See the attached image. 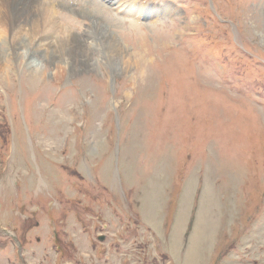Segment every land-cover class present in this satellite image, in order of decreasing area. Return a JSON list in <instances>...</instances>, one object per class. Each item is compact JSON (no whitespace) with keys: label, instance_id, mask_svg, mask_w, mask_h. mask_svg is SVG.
<instances>
[{"label":"rangeland","instance_id":"1","mask_svg":"<svg viewBox=\"0 0 264 264\" xmlns=\"http://www.w3.org/2000/svg\"><path fill=\"white\" fill-rule=\"evenodd\" d=\"M59 1L0 8V264H264V0Z\"/></svg>","mask_w":264,"mask_h":264},{"label":"bare ground","instance_id":"2","mask_svg":"<svg viewBox=\"0 0 264 264\" xmlns=\"http://www.w3.org/2000/svg\"><path fill=\"white\" fill-rule=\"evenodd\" d=\"M72 1V0H71ZM59 3H56V1L54 0H0V8L3 9V11L7 12V9H9V16L15 19H12L14 21L9 22L10 25L5 24V27L7 29V33H12L15 36V40H17L19 37H21L23 35V33L21 32V28L23 26L27 25V22L30 21L32 19L31 14L36 12V14L39 15V17H41V19L43 20V24H44V36L42 37V39L39 41V43L37 42L36 44V48L38 51H43L45 53L48 52V50L46 48L49 49V47H51L50 40L52 39V41H54L55 45L56 44H62L63 46H65V48H69L71 51H78L79 49H81V44H82V40L77 41L75 43H77V45L73 46V43L71 40H69V34H67L64 31L63 26L61 25L60 22L57 21L56 17L58 14V12L56 11V5L61 4V2L58 0ZM63 2V1H62ZM102 2L106 5H108V7L111 8V5H113L112 3H114V0H102ZM54 3V4H53ZM73 4V2L71 3ZM74 4H76L74 2ZM71 8V7H70ZM33 9V11H32ZM71 10V9H70ZM130 11V10H129ZM160 11V10H159ZM135 12V10L131 9L130 14ZM137 12V11H136ZM135 12V13H136ZM140 13V11L138 10V14ZM160 14L162 12H153L152 8L147 6L144 9V15L148 16L150 14ZM61 14V13H60ZM91 14H93L91 12ZM129 14V12H128ZM167 15V14H166ZM25 17V18H24ZM61 17V16H60ZM2 17L0 18V21H2ZM36 19V18H35ZM85 20V19H84ZM89 20V19H88ZM33 21V20H32ZM32 21L30 23H32ZM35 21V20H34ZM3 22V21H2ZM4 23V22H3ZM34 24H38L39 22H33ZM86 23V22H85ZM4 25V24H3ZM43 26V25H42ZM86 28L85 33H87L85 36L88 38L87 40L89 41V39H92L89 35L90 30L93 29L92 27H96V24L94 23H90L85 25ZM89 26V27H87ZM30 27V26H29ZM38 27V26H37ZM0 28H1V24H0ZM28 28H26L27 30ZM32 31V30H31ZM1 29H0V41H2V37H1ZM42 32V31H41ZM69 32V31H68ZM84 33V31H83ZM84 33V34H85ZM27 34V33H26ZM42 34V33H40ZM40 36V35H39ZM84 36V37H85ZM12 38V36H11ZM25 38V37H24ZM39 38V37H38ZM94 38V37H93ZM13 39V38H12ZM32 39V38H31ZM76 39V38H75ZM103 39V38H102ZM24 40V39H23ZM73 40V39H72ZM93 41V40H92ZM17 42V41H16ZM74 42V41H73ZM91 42V41H90ZM89 42V43H90ZM108 42V41H107ZM2 43V42H0ZM15 43V42H13ZM95 43V42H94ZM111 43V42H110ZM14 45V44H13ZM18 45V44H16ZM60 45V46H62ZM90 45V44H89ZM16 47V46H15ZM56 47V46H55ZM115 48V47H114ZM18 49V48H17ZM53 50V49H52ZM118 50V48H117ZM16 51V50H15ZM21 51V50H20ZM35 51V50H33ZM39 51V52H40ZM115 51V49H114ZM9 53V52H8ZM54 53V52H53ZM33 54V53H32ZM17 55V54H16ZM42 55V54H41ZM32 56V55H31ZM53 57V56H52ZM83 57V56H82ZM61 58V57H60ZM35 59V57H34ZM76 59V58H75ZM32 61V60H31ZM60 61V60H59ZM7 64L6 63V58H3V61L0 63L2 65ZM57 65V64H56ZM31 78L35 79V76H33V74H30ZM30 77V76H29ZM63 100V99H62ZM66 100V99H65ZM67 101V100H66ZM63 101L60 100V103H62ZM58 105V104H57ZM62 105V104H61ZM61 105H58L61 107ZM59 107V108H60Z\"/></svg>","mask_w":264,"mask_h":264}]
</instances>
